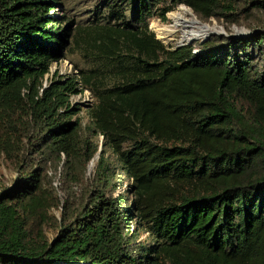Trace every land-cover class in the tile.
Returning <instances> with one entry per match:
<instances>
[{"label":"trees","instance_id":"trees-1","mask_svg":"<svg viewBox=\"0 0 264 264\" xmlns=\"http://www.w3.org/2000/svg\"><path fill=\"white\" fill-rule=\"evenodd\" d=\"M60 4L0 0V154L18 173L0 264H264V0L110 2L82 31L94 67L50 77L77 36ZM176 5L249 33L167 48L149 21Z\"/></svg>","mask_w":264,"mask_h":264},{"label":"rangeland","instance_id":"rangeland-1","mask_svg":"<svg viewBox=\"0 0 264 264\" xmlns=\"http://www.w3.org/2000/svg\"><path fill=\"white\" fill-rule=\"evenodd\" d=\"M61 4L56 6L54 9V14H57L61 12L67 18L69 21L74 23L75 28V42L71 45L70 49L65 54V58L62 59L60 62L53 64V66L50 69L49 76L52 77L55 74L58 76H68L73 77L76 76L78 73V70H85L93 68V63L90 59L84 58V43L82 42V37L85 34V30L92 28L98 24V22L102 19L103 16L106 15V5L110 2L117 3L118 6H120L122 9H126L125 15L130 17V13L128 11V1L129 0H60ZM179 5L173 6L170 12L175 11ZM184 6V5H183ZM257 18L260 19V21H257ZM264 17H255L254 19H250L249 22H253V24H264ZM168 15L165 17V21H161L160 19L154 18L149 21V30L154 34L157 40H159L154 33V30L152 28V24L156 23L158 26H168L169 23ZM244 22L246 19L243 20ZM201 22V21H200ZM202 23V22H201ZM203 24H209V25H215L218 29H221L223 33L222 36L224 37H235V35H239L241 32H244V35H247L249 33L248 29H246L243 26H229L224 22H218L214 19H210L207 23ZM85 31V32H82ZM213 36L219 35H212L208 38H211ZM205 39V38H204ZM204 39H197L192 41H182L181 38V32L180 30L177 32V34L174 35L172 38V41L170 43H164L161 40H159L165 47L174 49L176 46L181 44H190L192 42L202 41ZM195 54H197V50L194 51ZM88 57V54L87 56ZM47 76V77H49ZM72 101L75 103H79L81 105L84 104H92L93 98L89 91L84 90L81 94L75 96L72 98ZM34 158V157H33ZM94 168V163L92 162L88 167V176L92 175V170ZM18 178V173L13 168L11 163L5 158L4 155L0 154V190L6 188L11 189L13 186V182L15 179ZM124 177L120 180V183H124ZM53 186L55 188L59 187V182L57 180H53ZM122 194L125 195V187L124 184L118 185L117 191L115 192V195ZM60 199H62V194L58 192L57 194ZM51 214L57 219L60 220L61 217V210H52ZM53 231L48 229L46 230V236L49 239L53 238ZM145 235H142L140 239H145Z\"/></svg>","mask_w":264,"mask_h":264},{"label":"bare ground","instance_id":"bare-ground-1","mask_svg":"<svg viewBox=\"0 0 264 264\" xmlns=\"http://www.w3.org/2000/svg\"><path fill=\"white\" fill-rule=\"evenodd\" d=\"M169 25L160 27L156 23L152 28L157 38L164 43H170L175 34L180 30L182 41H192L197 39H207L208 37L220 34L221 29L215 25L201 23L191 9L179 5L173 12H169Z\"/></svg>","mask_w":264,"mask_h":264},{"label":"water","instance_id":"water-1","mask_svg":"<svg viewBox=\"0 0 264 264\" xmlns=\"http://www.w3.org/2000/svg\"><path fill=\"white\" fill-rule=\"evenodd\" d=\"M215 35L222 36L223 33L215 34ZM244 36H245V35H244V32H241L239 35H235V37H244ZM207 39H208V38H207ZM204 41H206V39L202 40V42H204ZM185 45H187V44H181V45L176 46L175 48L183 47V46H185ZM100 141H101V140H100ZM97 157H98V155L95 156V159H96Z\"/></svg>","mask_w":264,"mask_h":264}]
</instances>
